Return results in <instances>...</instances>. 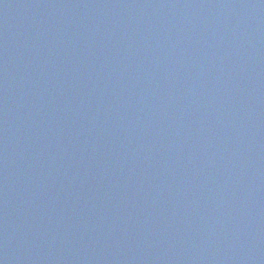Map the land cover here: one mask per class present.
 Masks as SVG:
<instances>
[{"label": "water", "instance_id": "water-1", "mask_svg": "<svg viewBox=\"0 0 264 264\" xmlns=\"http://www.w3.org/2000/svg\"><path fill=\"white\" fill-rule=\"evenodd\" d=\"M0 264H264V0H0Z\"/></svg>", "mask_w": 264, "mask_h": 264}]
</instances>
